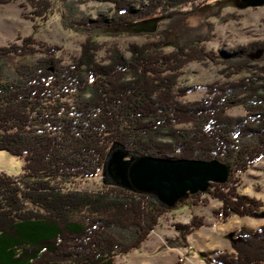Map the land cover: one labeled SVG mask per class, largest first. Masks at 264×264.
I'll use <instances>...</instances> for the list:
<instances>
[{"label":"trees","instance_id":"16d2710c","mask_svg":"<svg viewBox=\"0 0 264 264\" xmlns=\"http://www.w3.org/2000/svg\"><path fill=\"white\" fill-rule=\"evenodd\" d=\"M26 1L33 34L0 47V151L25 161L20 176L0 172V264H117L144 246L171 209L107 183L114 145L141 156L229 165L227 183L214 182L189 203L219 201L215 215L225 222L260 217L262 201L240 187L241 175L264 159V41L228 55L208 51L214 24L204 29L193 20L214 0H101L114 5L113 15L95 20L70 0ZM56 15L65 30L86 37L69 63L62 47L36 38ZM152 19L162 24L142 33V44L131 43L128 58L117 41H101ZM194 62L223 66L228 81L207 85L205 99L186 101L198 87H182L180 78ZM236 107L246 114H228ZM92 179L100 181L97 190L80 185ZM204 226L198 217L174 225L171 245L188 248ZM232 246L234 253H203L204 262L264 264V226L243 229Z\"/></svg>","mask_w":264,"mask_h":264},{"label":"rangeland","instance_id":"374dc122","mask_svg":"<svg viewBox=\"0 0 264 264\" xmlns=\"http://www.w3.org/2000/svg\"><path fill=\"white\" fill-rule=\"evenodd\" d=\"M6 5L0 6V47L16 42L20 37H28L34 32V24L25 17L32 13V8L26 0H9ZM76 2L82 15L96 19L98 16L113 15L114 5L101 0H70ZM215 6L203 9L194 24L201 22L204 29L214 24L215 37L206 43L208 51L222 54H231L238 47L255 42L264 41V6L247 8L241 0H214ZM191 7L185 9L190 10ZM237 15L236 19L224 21L230 14ZM160 19L144 22L136 28H128L119 32L117 37H104L102 42L117 41L122 47L126 58L130 57L128 47L131 43L142 44L146 38L142 33L154 31ZM210 31V30H209ZM36 38L50 46H60L64 50L62 57L66 63L70 58L81 54L82 44L86 37L82 34L65 30L59 15L53 17L44 25ZM172 49H169L171 51ZM102 52L99 57H104ZM264 63V62H263ZM223 66L213 63H191L183 70L180 78L182 87H198V90L186 97V101H199L207 96V85L216 82L228 81L223 74ZM234 77L231 80H237ZM231 116H243L244 108L236 107L228 111ZM25 161L6 151H0V172L11 176H20L23 173ZM105 178V177H104ZM107 183H114L112 178H105ZM84 189L97 190L99 180H89L80 184ZM240 192L262 201L263 207L258 218H240L233 216L227 222L215 215L221 208V203L211 200L208 206H192L188 199L172 208L161 219L160 225L152 233L141 249L132 254L117 257V264H206L203 253L213 257L216 251L234 253L233 238L243 229L257 232L264 226V159L258 161L249 171L241 175ZM194 217L203 218L205 226L189 237L188 248L173 247L172 241L178 237L176 224H188Z\"/></svg>","mask_w":264,"mask_h":264},{"label":"water","instance_id":"95a60500","mask_svg":"<svg viewBox=\"0 0 264 264\" xmlns=\"http://www.w3.org/2000/svg\"><path fill=\"white\" fill-rule=\"evenodd\" d=\"M247 8L264 6V0H241ZM231 167L217 160H168L128 151L114 145L108 154L103 175L131 192L154 196L169 209L191 195L206 193L211 184H225ZM109 184H111L109 182Z\"/></svg>","mask_w":264,"mask_h":264}]
</instances>
